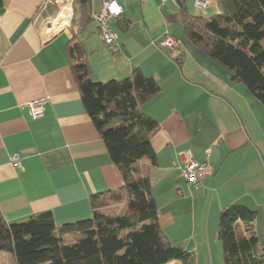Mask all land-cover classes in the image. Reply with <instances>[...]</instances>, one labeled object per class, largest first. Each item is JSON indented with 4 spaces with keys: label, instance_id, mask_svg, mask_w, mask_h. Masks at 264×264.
Listing matches in <instances>:
<instances>
[{
    "label": "crops",
    "instance_id": "0c3cea01",
    "mask_svg": "<svg viewBox=\"0 0 264 264\" xmlns=\"http://www.w3.org/2000/svg\"><path fill=\"white\" fill-rule=\"evenodd\" d=\"M117 1L123 14L112 26L122 50L114 55L102 42L97 22L86 15L100 10L101 0H91L88 11L77 3L72 21L60 29L55 0H3L1 212L14 222L50 210L60 227L91 217L93 195L124 185L73 75L67 48L76 38L83 43L93 80H121L139 69L160 86L142 106L158 123L151 137L156 163L145 156L138 164L151 178L159 224L169 240L188 251L195 264H226L220 215L242 204L255 211L254 230L264 248V106L185 28L188 15L220 13L218 1L208 0L203 11L196 0ZM166 33L181 40L180 60L159 45ZM45 99L43 115L33 117L29 103ZM188 150L212 167L199 188L179 169L184 164L179 154ZM14 155L22 167L12 163ZM237 233L248 236L242 221ZM85 235L64 239L73 244ZM0 264L16 262L0 251Z\"/></svg>",
    "mask_w": 264,
    "mask_h": 264
},
{
    "label": "trees",
    "instance_id": "16d2710c",
    "mask_svg": "<svg viewBox=\"0 0 264 264\" xmlns=\"http://www.w3.org/2000/svg\"><path fill=\"white\" fill-rule=\"evenodd\" d=\"M217 1L220 13L188 15L186 31L264 106V0ZM77 3L88 11L91 0H75L74 7ZM86 15L92 20L91 12ZM75 39L67 48L74 78L124 185L93 195L91 217L60 227L50 210L14 222L0 210V251L10 253L16 264H195L190 253L173 244L161 228L151 178L138 164L145 156L156 163L151 137L158 123L142 112V106L159 92V84L139 69L121 80H93L83 43ZM111 200L124 202V212L107 215L103 209ZM254 218L255 211L242 204L221 212L219 236L226 264H264ZM239 221L248 236L237 233ZM75 233L86 235L66 244L64 236Z\"/></svg>",
    "mask_w": 264,
    "mask_h": 264
},
{
    "label": "built area",
    "instance_id": "2783aa9c",
    "mask_svg": "<svg viewBox=\"0 0 264 264\" xmlns=\"http://www.w3.org/2000/svg\"><path fill=\"white\" fill-rule=\"evenodd\" d=\"M55 3L59 7V11L55 20L62 12L68 14L65 24L58 29L64 28L69 24L74 17V3L75 0H55ZM113 4L117 6L118 11L113 10ZM208 0H196V6L198 11H203L210 6ZM67 6V10L64 8ZM66 10V11H65ZM123 14V8L117 0H101V9L93 10L91 12V18L97 22L100 30V36L104 45L114 54L117 55L122 50V45L119 41L118 34L113 30L112 22L114 19L119 18ZM54 20V21H55ZM63 21V22H64ZM159 45L168 51L172 58L180 60L183 55L181 49V40L172 33H166L160 40ZM47 100H37L29 103V109L33 117H40L44 112V105ZM184 164L179 167L183 177L192 184L195 188H199L212 172V167L208 163H200L193 157L191 151H183L180 154ZM12 163L16 167H22L21 158L18 155H14L11 159Z\"/></svg>",
    "mask_w": 264,
    "mask_h": 264
},
{
    "label": "rangeland",
    "instance_id": "374dc122",
    "mask_svg": "<svg viewBox=\"0 0 264 264\" xmlns=\"http://www.w3.org/2000/svg\"><path fill=\"white\" fill-rule=\"evenodd\" d=\"M113 200H111V205L109 207L104 208L103 210L105 211V213L109 216L111 215H115V214H120L122 212H124L125 210V203L124 202H120V201H115L112 202ZM239 232H241L242 230L238 229ZM72 241H66V244H71Z\"/></svg>",
    "mask_w": 264,
    "mask_h": 264
},
{
    "label": "bare ground",
    "instance_id": "6f19581e",
    "mask_svg": "<svg viewBox=\"0 0 264 264\" xmlns=\"http://www.w3.org/2000/svg\"><path fill=\"white\" fill-rule=\"evenodd\" d=\"M65 9L67 8V6L66 7H64ZM68 9V8H67ZM66 9V10H67ZM65 10V11H66ZM66 17H68V14H65V12H62L60 15H59V17L57 18V22H59L60 23V26L62 25V24H65V19H66ZM64 21V22H63Z\"/></svg>",
    "mask_w": 264,
    "mask_h": 264
},
{
    "label": "clouds",
    "instance_id": "9594fccd",
    "mask_svg": "<svg viewBox=\"0 0 264 264\" xmlns=\"http://www.w3.org/2000/svg\"><path fill=\"white\" fill-rule=\"evenodd\" d=\"M112 7H113V10H115V11H118L119 10L115 4H113Z\"/></svg>",
    "mask_w": 264,
    "mask_h": 264
}]
</instances>
